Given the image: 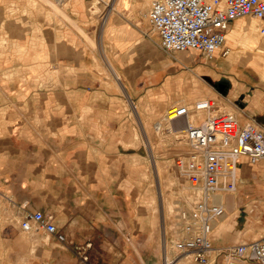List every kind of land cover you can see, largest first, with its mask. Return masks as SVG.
<instances>
[{
	"label": "crops",
	"instance_id": "1",
	"mask_svg": "<svg viewBox=\"0 0 264 264\" xmlns=\"http://www.w3.org/2000/svg\"><path fill=\"white\" fill-rule=\"evenodd\" d=\"M56 4L23 7L28 12L0 28V253L23 264L64 262L56 235L23 228L29 212L42 211L57 226L76 264L89 240L127 235L128 185L135 190L127 173L136 172L127 161L139 155L128 154L127 144L139 140L140 125L172 107L168 91L152 87L173 65L147 30L150 0ZM250 18L234 21L229 32L242 31ZM252 19L255 46L244 52L241 42L228 43L231 54L214 60L230 95L242 99L243 127L264 125V19ZM147 101L157 103L149 108ZM238 173V195L226 197L225 207L243 228L242 217L264 215V158L243 157ZM221 224L215 248L241 243L223 237Z\"/></svg>",
	"mask_w": 264,
	"mask_h": 264
},
{
	"label": "rangeland",
	"instance_id": "2",
	"mask_svg": "<svg viewBox=\"0 0 264 264\" xmlns=\"http://www.w3.org/2000/svg\"><path fill=\"white\" fill-rule=\"evenodd\" d=\"M56 1L0 0V28L13 17L28 12L26 9L28 7L38 9L41 6L56 10L58 6ZM152 2L153 0H150V6ZM23 7L26 8L23 9ZM146 22L147 30L159 37L148 19ZM247 24L252 25V28L257 27L252 18ZM249 31L253 33L252 29ZM230 33L232 30L228 34V43L241 42L244 52L254 47V45L249 46L242 43L244 41L243 30L233 33L232 37L235 40L229 38ZM158 50L161 59L170 61L173 67L169 74H167L168 72H165V75L162 73L161 82L152 87L155 90L165 88L172 106L193 105L201 99L214 98L219 100L223 110L240 111L242 99H237L236 94L235 96L230 95L231 93L228 91L231 85L227 81L228 79H219L220 61L206 62L201 56L191 52L169 54L162 48ZM186 55H193V59H187ZM146 103L147 107L152 108L157 102L147 101ZM164 117L165 114L159 115L152 123L140 125L138 129L142 130V134L139 135V140L127 144L128 154L135 153V151L139 154L135 160L131 161L128 157L127 161L128 167L131 166L130 164L136 163V167L132 165V168H136V172L127 173L128 183L135 182L133 193L131 192L132 184L128 185L130 195L127 198V222L130 225L127 227V235L102 238L103 243H99L95 239L89 240L80 249L78 264H166L168 257L173 261V264H195L191 255L180 253L176 248V242L180 237V211L190 209L197 201L201 200L202 192L185 175L179 162L189 152L187 142L180 137L183 133L181 134V131L178 130L172 131L169 127L166 128L168 125L165 124ZM198 117L201 116H196V119ZM158 124L160 129H158ZM243 165L242 162L241 166ZM258 179L261 180V178ZM236 195L238 193L234 192L226 197L230 198ZM245 195L251 194L246 193ZM253 195H257V193ZM225 215L217 222V224L224 223L226 225L223 237L228 236L245 242L246 240L259 239L264 235V215L261 213L254 212L247 218L242 217L243 228L234 227L238 217L229 211ZM245 221L247 222L245 223ZM114 223L118 222L115 220L109 222L111 228H115ZM46 236L48 234L43 236L44 240H47ZM62 244L64 246L63 264H76L69 260L71 254L65 252L68 249L65 246L67 243L64 241ZM11 256L5 260L6 254L0 253V264H23L22 261ZM178 261L181 262L178 263ZM31 264H41V262H35L32 259ZM210 264H224V260L214 253Z\"/></svg>",
	"mask_w": 264,
	"mask_h": 264
},
{
	"label": "built area",
	"instance_id": "3",
	"mask_svg": "<svg viewBox=\"0 0 264 264\" xmlns=\"http://www.w3.org/2000/svg\"><path fill=\"white\" fill-rule=\"evenodd\" d=\"M245 17L264 19V0H153L147 14L159 36L160 48L169 54L191 52L206 62L214 61L219 54H231L228 32L234 21ZM205 100L172 106L164 119L169 125L205 112V117H198L183 130L189 152L179 162L185 175L201 190L202 198L190 209L180 211L176 248L191 255L196 264H210L214 252L224 264H264V235L221 248L213 244L216 224L227 212L220 197L236 192L241 159L248 157L257 163L264 158V125L243 127L237 112L223 110L218 99ZM34 227L56 235L62 242L66 240L42 211L29 212L23 222L26 230Z\"/></svg>",
	"mask_w": 264,
	"mask_h": 264
},
{
	"label": "bare ground",
	"instance_id": "4",
	"mask_svg": "<svg viewBox=\"0 0 264 264\" xmlns=\"http://www.w3.org/2000/svg\"><path fill=\"white\" fill-rule=\"evenodd\" d=\"M106 25V24H105ZM256 30V28H252V25L250 26V25H248L247 24V26L243 29V32H244V35H243V38H244V41L242 42L243 44H248L249 46H255V44H256V42H257V38L253 35V33H252V31H249V30ZM238 31L239 30H232V33H230V39L232 38V39H234L232 36H233V33H238ZM235 40V39H234ZM136 48V47H135ZM193 57V55L191 56V55H186V58L187 59H193L192 58ZM124 88V87H123ZM206 98H204V101H206L205 100ZM208 99V98H207ZM201 100H203V99H201ZM167 114V113H166ZM166 114H165V116H166ZM198 115H200V116H204L205 115V112H199V114ZM164 119H165V117H164ZM195 119H196V116H193V115H189V116H186V117H184V118H181L180 120H178V122L176 121V122H174V123H170L169 125L168 124H166V125H168V126H166V128L167 127H169L172 131H175V130H178V131H181V134L183 133V130H185L186 128H187V126L189 125V123H193L194 121H195ZM163 124V123H162ZM162 124H160V125H162ZM176 125H179L178 127L176 126ZM176 126V127H175ZM159 128H160V126H159ZM181 138H183V135H181L180 136ZM183 141H185V140H183ZM152 154V153H151ZM226 197V196H225ZM224 196H221L220 197V199L222 200V201H224V203H226V198H225ZM234 198V197H233ZM228 200V199H227ZM231 201V200H230ZM234 202V201H233ZM233 202H231V203H233ZM226 206H227V204H226ZM229 208V207H228ZM224 216H226V215H224ZM219 224V223H218ZM216 226H218L217 224H216ZM220 227L221 228H224V224L222 223L221 225H220ZM217 232V231H216ZM222 233V232H221ZM262 237V236H261ZM260 237V238H261ZM257 240V239H256ZM174 245V244H173ZM217 246V245H216ZM166 249V248H165ZM165 253V252H164ZM216 253V252H215ZM214 254V253H213ZM173 256V255H172ZM166 258V257H165ZM181 261H178V263H180ZM166 264H173V261H171L170 259H169V257H168V259H167V262H166Z\"/></svg>",
	"mask_w": 264,
	"mask_h": 264
}]
</instances>
